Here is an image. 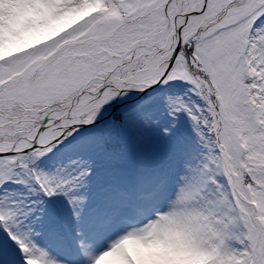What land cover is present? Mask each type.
Masks as SVG:
<instances>
[{
    "label": "snow or ice",
    "instance_id": "obj_1",
    "mask_svg": "<svg viewBox=\"0 0 264 264\" xmlns=\"http://www.w3.org/2000/svg\"><path fill=\"white\" fill-rule=\"evenodd\" d=\"M19 2L0 0V264H134L128 240L169 231L264 264V0H41L59 23L34 31Z\"/></svg>",
    "mask_w": 264,
    "mask_h": 264
},
{
    "label": "bare ground",
    "instance_id": "obj_2",
    "mask_svg": "<svg viewBox=\"0 0 264 264\" xmlns=\"http://www.w3.org/2000/svg\"><path fill=\"white\" fill-rule=\"evenodd\" d=\"M40 1L41 0H24L23 2L25 5H40ZM10 7H13V5ZM32 19V21H30L31 19L29 20L31 24H28L25 19H21L18 23V27L23 31H34L39 25L34 26L32 23L34 22V18ZM48 23L50 25L49 27H54L59 23V20L49 16ZM46 25L48 27V24ZM68 224H71V222L69 221ZM56 243L57 246L54 248L55 250L62 245L61 242ZM70 243H72V241ZM124 249L132 256L134 264H179L185 257L191 259L208 255L194 246V242L189 236L178 231H169L162 238L149 236L144 239H131L125 243ZM57 253L58 252L54 251V255Z\"/></svg>",
    "mask_w": 264,
    "mask_h": 264
},
{
    "label": "rangeland",
    "instance_id": "obj_3",
    "mask_svg": "<svg viewBox=\"0 0 264 264\" xmlns=\"http://www.w3.org/2000/svg\"><path fill=\"white\" fill-rule=\"evenodd\" d=\"M23 1L24 0H20L18 4L13 5V8L15 9V16L12 22H14L15 19L19 17H25L28 24H31L29 23V20L31 19L30 21H32L33 20L32 18H34V22H32L34 26L39 25L40 27H44L45 25V27H47L46 24H48L47 28H52V27H49L50 26L48 23L49 16L46 14L47 9H45V6L43 7V11L40 13V11L38 12L36 11L37 10L36 6L24 5ZM1 28L2 27H0V35H2V32H3V28L2 29ZM181 131L189 141L194 140L193 133L188 123L184 122L181 124ZM57 163H58V160L55 157H48L46 159L41 160L38 166L45 171H50L55 167ZM42 207L44 209V217L41 223L37 225V229L42 230L43 232L42 242L49 247L50 251H53L52 254L54 255V251H58L61 248V246L57 247L58 249L55 250L54 248L57 246V243L55 241H59V240L56 237L54 238L53 235H50V231L54 227L53 225L48 224L50 205L48 203H45L44 205H42ZM65 220H66V224L69 221L71 222V224L69 225L67 224V227L69 229H74L76 227V225L72 222L71 218L68 217L67 215L65 217ZM56 255L58 256V253ZM210 259L211 257L209 255L203 256L201 258L195 257L191 259L185 257L183 258L182 262L179 264H208Z\"/></svg>",
    "mask_w": 264,
    "mask_h": 264
}]
</instances>
